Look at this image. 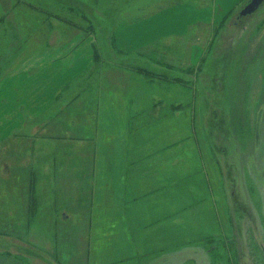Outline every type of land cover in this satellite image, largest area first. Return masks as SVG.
Listing matches in <instances>:
<instances>
[{
	"label": "rangeland",
	"instance_id": "374dc122",
	"mask_svg": "<svg viewBox=\"0 0 264 264\" xmlns=\"http://www.w3.org/2000/svg\"><path fill=\"white\" fill-rule=\"evenodd\" d=\"M216 1L0 0V264H264V3L115 42Z\"/></svg>",
	"mask_w": 264,
	"mask_h": 264
},
{
	"label": "crops",
	"instance_id": "0c3cea01",
	"mask_svg": "<svg viewBox=\"0 0 264 264\" xmlns=\"http://www.w3.org/2000/svg\"><path fill=\"white\" fill-rule=\"evenodd\" d=\"M240 1L217 0L214 10L211 12L205 9H199L194 5L184 4L179 7L159 11L153 15H148L142 21L135 24L120 25L115 32L116 47L122 51L140 50L161 39L184 35L196 25L214 22L215 18H219L228 13ZM123 71L127 72L125 69ZM46 83L52 84L51 91L53 92L54 80L52 79L50 82L46 81ZM116 184L115 182L114 189H111L109 186V189L105 190L104 209L113 212L112 216H110L113 225L116 226L117 224L125 228L128 225V219L123 214L126 209L125 207H130L132 211H135V207L132 204H125V206L122 204V201L125 199H122V196L116 195ZM88 206L89 202L87 204L86 199V203L84 202L82 207L88 209Z\"/></svg>",
	"mask_w": 264,
	"mask_h": 264
},
{
	"label": "water",
	"instance_id": "95a60500",
	"mask_svg": "<svg viewBox=\"0 0 264 264\" xmlns=\"http://www.w3.org/2000/svg\"><path fill=\"white\" fill-rule=\"evenodd\" d=\"M264 0H250L238 13V17H247L253 14Z\"/></svg>",
	"mask_w": 264,
	"mask_h": 264
},
{
	"label": "trees",
	"instance_id": "16d2710c",
	"mask_svg": "<svg viewBox=\"0 0 264 264\" xmlns=\"http://www.w3.org/2000/svg\"><path fill=\"white\" fill-rule=\"evenodd\" d=\"M125 66H127L126 68L129 69L133 73L135 72L136 74H142V73L138 72V70H140V71L142 70V68H140V66H137V67L134 66L133 67L131 65H126V64H125Z\"/></svg>",
	"mask_w": 264,
	"mask_h": 264
},
{
	"label": "bare ground",
	"instance_id": "6f19581e",
	"mask_svg": "<svg viewBox=\"0 0 264 264\" xmlns=\"http://www.w3.org/2000/svg\"><path fill=\"white\" fill-rule=\"evenodd\" d=\"M263 3H264V2H263ZM263 3H262V4H263Z\"/></svg>",
	"mask_w": 264,
	"mask_h": 264
}]
</instances>
